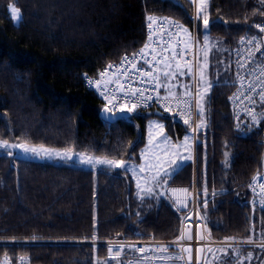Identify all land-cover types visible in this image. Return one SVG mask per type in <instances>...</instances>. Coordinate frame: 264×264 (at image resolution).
<instances>
[{
    "label": "trees",
    "instance_id": "obj_1",
    "mask_svg": "<svg viewBox=\"0 0 264 264\" xmlns=\"http://www.w3.org/2000/svg\"><path fill=\"white\" fill-rule=\"evenodd\" d=\"M13 2L22 12L16 22L8 8ZM151 15L170 16L189 30L195 22L192 0H0V139L139 161L148 116L165 119L174 139L187 131L192 136L183 120L154 109L113 111L114 118H105L103 98L83 82L82 74L96 75L107 62L140 47ZM208 17L209 36L221 40L229 69L209 87L208 117L195 133V164L186 160L162 191L141 198L134 180L114 170L0 153V239L25 241L0 244V258L21 254L31 264H126L129 246L117 260L104 244L76 241L176 237L185 213L167 187L191 188L194 171L197 207L210 238L264 240V210L250 202L243 185L259 165L264 104L253 124L248 115L235 118L229 102L236 49L241 37L260 35L264 0H210ZM164 71L162 93H183L191 82V74L175 67L170 72L177 81ZM209 249L208 264H264L261 245Z\"/></svg>",
    "mask_w": 264,
    "mask_h": 264
},
{
    "label": "built area",
    "instance_id": "obj_2",
    "mask_svg": "<svg viewBox=\"0 0 264 264\" xmlns=\"http://www.w3.org/2000/svg\"><path fill=\"white\" fill-rule=\"evenodd\" d=\"M157 20H164L165 18H168L173 21H178L180 24L183 25V23L177 19H174L170 16L166 15H151ZM148 20H146V38L144 43L138 47L136 50L124 53L122 54L117 60H112L107 62L96 75H88V74H82L83 82L89 90H92L96 92L99 96H101L105 102L104 97L100 94V91L94 86L89 84V80L95 81L100 79V73L104 71L105 68L108 67L109 64H112L116 67L111 69L109 71L108 77H105V79H108L113 76V74L120 75L121 76V83L124 84L125 88L127 89L129 85L134 88L141 89L145 92V97L148 95L152 96L151 100H147L146 104H141L140 107L137 109H154L159 110L163 113L172 114L175 117L181 119L184 121V119L187 118V114L184 116H180L177 114V107H176V101L172 100L169 104L168 101L163 100L164 97L168 96L169 94L162 93L160 87H157V83L160 84V68L162 65L165 64L164 57L166 56L167 63L170 64H178V65H188L191 64L193 67V70H195L196 66V59H197V52H196V46L188 47L186 48L184 46V40H183V32H181L178 29H169L167 24H156L154 25L152 29V34L154 36V41L150 43V46L148 49H146L147 55L145 56H137L134 60L132 59L133 54L140 53V50L144 48V45L146 43H149V28H148ZM264 28V24H261L259 26L260 29V35H254L252 37H255L256 39L253 40L252 44L248 43V39L244 38V40L240 41L239 46L236 49L237 53V62L243 61L247 58L248 50L251 49V51L254 53V55L251 57V59L247 60V63L245 65L244 69H240L237 64V72L235 74V78L233 80V84L235 86L234 92L230 95L232 97L234 94L240 95L241 98L243 94L250 95L254 100L255 104H249L248 101H243L241 103L240 100H232L229 99V102L231 104V107L234 110V117L235 118H241L243 115H247V112L245 111V108H250L256 111L258 105L260 102L259 97V91L261 89H257L255 92H249V84L255 85L258 83V78H260L261 70L264 69V43H260L261 41H264V31H261V29ZM171 31L173 34L171 36L167 35L166 33ZM178 33V34H177ZM260 44V50L257 51V44ZM166 49V51H165ZM186 50V54H185ZM158 55V59L161 61L160 63H157L156 60H153V55ZM127 56L129 58V62L125 63L124 65H121L122 58ZM146 61H152L151 64L147 63ZM136 64V68H132V64ZM139 70L147 71V72H153L156 71L157 75L159 76L158 81H153L152 83H149L148 80L149 77H141ZM124 71H127L130 75L125 77L123 76ZM243 75L245 77L243 81V87H241V83L237 79V74ZM114 86L110 87L109 91H113ZM186 90L191 91L192 93H195L198 88L196 86L195 81H193L190 85L186 87ZM185 90V91H186ZM157 95L160 97V102H157ZM177 97L183 98V94H175ZM229 97V98H230ZM135 99H133L130 103H127L128 107L132 106V103H135ZM126 103V100L123 96H121L119 102L116 104V107L113 108V111H119L120 107ZM193 109H195L194 101L192 102ZM108 107H112V105H107ZM197 125V114H194L192 116L191 120V129H192V135L195 139V133L193 132V129ZM253 177H256V180H253ZM264 183V134L262 139V149L259 157V165L258 168L253 172V174L243 183L245 190L248 192L251 198V203L259 208L264 210V193H261L260 184ZM177 190L176 192H173L172 190ZM182 189H187L186 186H169L167 187V194L172 200V202L176 205V207L183 211L185 214L183 216L181 225H180V231L179 234L170 239H160V238H154V237H148V238H138V239H130V238H110V239H92V240H84V241H76V242H87V243H93V244H104L107 247V255L109 254V247L110 246H130L135 245L136 248L143 247L147 251L143 254L136 251L135 249L130 247V250L126 253L125 263L126 264H206V252L209 248L215 247V246H225L230 244H264V242L261 241H253L248 243L247 241H231L227 239L217 240L212 239L208 236L204 220L198 210L197 207V191L195 189L193 192H189L191 196L189 197L187 193L183 191H179ZM180 199L183 200L186 204V206H178L176 204V200ZM188 228L190 229V234L192 235L191 240L185 239L184 241L180 242L184 247H190L192 249V260L191 262L188 261V254L184 253L183 260H178L175 258L176 254L180 253V247L174 243L177 241V238L181 235V231H185ZM198 234L203 236V239L198 238ZM25 241H19V240H3L0 239V244L3 243H21ZM160 245H166L168 248V253H159L156 251V249ZM200 245L202 251L199 253L200 260L197 261V246ZM123 252V251H122ZM121 252V254H122ZM120 254V255H121ZM115 255V252H113L112 256ZM170 255L172 256V259L169 260H163L160 259L161 256ZM143 257H147V260H143ZM21 257H24L25 259L21 261ZM7 260L8 264H31L29 262V259L25 255H16L15 257H1L0 258V264H2L3 261Z\"/></svg>",
    "mask_w": 264,
    "mask_h": 264
},
{
    "label": "snow or ice",
    "instance_id": "obj_3",
    "mask_svg": "<svg viewBox=\"0 0 264 264\" xmlns=\"http://www.w3.org/2000/svg\"><path fill=\"white\" fill-rule=\"evenodd\" d=\"M194 2H196V0H194ZM209 3H210V0H198L197 8H196V17L195 18L198 19L201 15L204 16L203 24H204L205 29H207L211 23L208 15H207V9L209 7ZM8 8H9L11 19L13 20V22H16V21H19L20 19H22L21 9L19 7H17L14 2L10 3L8 5ZM147 20L149 22L148 23L149 43H146L144 45V48H142L140 50V53L133 54V57H132L133 60L137 56L147 55L145 50L148 49L150 46V43L154 41L152 29H153L154 25H156V24H160V23L167 24L169 29H178L181 32L185 33L188 36L189 40L192 39V37L189 33V30L184 28V26L182 24H180L178 21H173V20H170L168 18H165L164 20L161 21V20H157L153 16H148ZM261 31H264V28H262ZM166 34L171 36L173 33L171 31H169ZM204 39H205V45H204L205 63L198 68L201 82L205 81L204 70L207 68V49H208V43H209L207 36H205ZM255 39H256L255 37L249 39L248 43L252 44L253 40H255ZM241 40H244V37H241ZM260 43H264V41H261ZM186 48H187V45H186ZM256 50L257 51L260 50V44L259 43L257 44ZM165 51H166V49H165ZM185 54H186V50H185ZM158 55H160V54L153 55V60H156L157 63H160L161 61L158 59ZM253 55H254V53L251 51V49H249L247 58L244 59L243 61L237 62L239 68L244 69L245 65L247 63V60L251 59V57ZM163 59H164L165 66L167 69L164 71V75H165V77H168L171 66L167 64L168 58L166 56ZM128 62H129V58L127 56H125L124 58H122L121 65H124L125 63H128ZM146 62L149 64L152 63V61H146ZM114 67H116V66L109 64L108 67L105 68L104 71L99 74L100 75L99 80H95V81L89 80V84L94 85L100 91V94L104 97V99L106 101V106L104 108V113L106 115L113 113V108L116 107V104L119 102L121 96H123L124 99L126 100V103L124 105H122L119 109V112L121 114L132 113L138 107H140L141 104H146L147 100L152 99L151 95H148L147 97H145L144 91H142L141 89H138V88L131 87V85H129V87L126 89L124 84L121 83V76L120 75L113 74L112 77L105 79V77H108L109 71L111 69H113ZM132 68H134V69L136 68L135 63L132 64ZM177 70H179V66H177ZM138 71L140 72L141 77H149L150 78L148 80L149 83H152L153 81L159 80V76L157 75L156 71L147 72V71H143V70H139V69H138ZM192 72H193V67L191 64H188L187 65V73L192 74ZM180 74L183 75L184 73L181 72ZM129 75L130 74L127 71H124L123 76L127 77ZM171 75L174 77L175 73L173 72V73H171ZM237 79L241 83V87H243V81H244L245 77L238 73ZM258 81L259 82L256 83L255 85L250 83L248 90H249V92H255L258 88L261 89L258 94L260 97L261 104H264V69L261 70L260 78H258ZM113 86H114V90L109 91L110 87H113ZM156 86L157 87H166L165 85H161L159 83H157ZM210 86L211 85H209V87ZM206 93H207V89H205V91L203 93H201L199 90H197L195 93H192L191 91L186 90L183 93V98H181V97L175 96L174 93L169 91V95L164 97L163 100L168 101L169 104L171 103L172 100L176 101L177 114L180 116H184L185 114H187V118L184 119V123L186 125H188L189 127H191L192 116L194 114H198L201 117V121L193 129V132H196V131H199V129L205 123V121L203 120V117L205 116L204 98H205ZM133 99H135L136 102L132 103L131 107H128L127 103H130ZM229 99L240 100L241 103H243V101H248L249 104H255V100L250 95H248L246 93L243 94L242 98L240 95L234 94ZM193 101L195 104V109H193V105H192ZM157 102H160L159 95H157ZM107 105H112V107L110 108ZM245 111L247 112V115L251 117L253 124H256L259 122V117L253 109L245 108ZM261 116H264V113H261ZM153 128L159 129V132L156 134V136H153L151 134ZM149 129H150L149 148H159V142L162 141L164 146H165L163 148V152L165 154L170 153V155L177 156L176 160L170 161V166L168 168H165L163 166L164 163H168V161L162 162L159 155H155V153H152L153 158H149V155H148L149 148H146V149L142 150V152H141V158L145 160V164L139 166V172H137L135 170V168L130 166L127 163V161H124V160L88 157L86 159L82 158V162L87 163V164H91V165H93V167H95L96 164H102V165L108 166L109 168H124L126 171L131 170L133 172V176L137 178V181H136L137 182V188L139 189V191L137 192L138 197H141V193L151 194L153 191V188L150 187L149 185L155 184L157 187H159L161 180H165V178L170 175L173 167L176 164L180 163L184 159H191L192 158V156L190 154L187 157L180 155L179 149L184 148L186 151L190 152V150H191L190 141L193 139V137L186 135L184 137L183 142H178L177 144L173 145L171 139L164 132V125L163 124H160L156 121H150L149 122ZM129 147H131V144L129 145ZM0 148L6 149V150H10V149L15 148V149H18L25 154L31 153V154H34L36 156L41 155V152L38 151L34 147L30 148L26 144H10L6 140L0 141ZM43 153L46 156H52L53 155V153L48 151L47 149H43ZM7 154L9 156L14 155V153L11 151H8ZM55 155L61 156V158H65L68 156L67 153L61 154L59 152H56ZM225 156H227V153H225ZM253 180L255 181L256 177H253ZM141 181L144 182L143 186L141 184ZM260 189H261V193H264V183L260 184ZM172 191L176 192L177 190L173 189ZM179 191H183V192L187 193V189H182ZM176 204L178 206H186L185 202L183 200H180V199L176 200ZM206 205H207V201H205V206ZM198 238L203 239L204 237L200 236L198 234ZM185 239L191 240L192 235L190 234V231L186 233L185 231L182 230L181 235L177 238V241L174 242L180 247V253L176 254L175 258L178 260H183V258H184L183 254L187 253L188 254V261L191 262V260H192V255H191L192 249L190 247H184L180 243V242L184 241ZM227 239H231V238H227ZM123 247H124L123 245L115 246V247L110 246L108 251H109L111 258L118 260L121 252L123 251ZM129 247L135 249L136 251L140 252L141 254H143L147 251L143 247L136 248L135 245H130ZM156 251L159 253H168V248L166 245H160L156 249ZM201 251H202V249H200V248L196 249L197 254H199ZM209 251H211V249H209ZM113 252H115L114 256H112ZM250 255L251 254H249V256ZM24 259H25L24 257H21V261H23ZM142 259L147 260L148 258L142 256ZM160 259L169 260V259H172V256L165 255V256H161ZM196 259H197V261H199L200 256L197 255ZM2 264H8L7 260L3 261ZM104 264H108V262L105 261ZM118 264H122V262H120L118 260ZM137 264H139V262H137Z\"/></svg>",
    "mask_w": 264,
    "mask_h": 264
},
{
    "label": "rangeland",
    "instance_id": "obj_4",
    "mask_svg": "<svg viewBox=\"0 0 264 264\" xmlns=\"http://www.w3.org/2000/svg\"><path fill=\"white\" fill-rule=\"evenodd\" d=\"M192 3H193V16L195 18L196 17V8H197L198 0H196V2H194V0H192ZM207 15H208V9H207ZM203 21H204V16L201 15L198 19L195 18V22H194V26H193V29L192 30H189L188 28L184 27V28H186V29L189 30V33H190L192 39L189 40L188 36L185 33H183V40H184V46L186 47V45H187V48L188 47H191V46H194V44L196 46L197 62H196V66H195V71H193L192 74H191V82L190 83H192L195 80V83L197 85V88H198V90L201 93H203L205 91V89H207V93H206L205 98H204L205 116L203 117V120L206 123V120H207V117H208V107H207V103H208L209 85H211V83L218 78L219 73L222 70L229 69V64H228L229 61L226 60V59H223L225 57L226 52H225V49L223 47V44H222L221 40L220 39H217V38H212V37L209 36L208 28L205 29L204 24H203ZM196 22H197V24H196ZM205 36L208 37V42H209L208 43V49H207V68L204 70V73H205V81L204 82H201L200 81V75H199L198 68L205 63V50H204V45H205V39L204 38H205ZM167 64L169 65L170 63H167ZM210 64H213L214 65V72H213V74H210L209 73V66H210ZM171 66H174L176 68V70H177V66H179L180 73L181 72L187 73V65H173L172 64ZM169 77H173L171 75V72L169 73ZM173 79L176 80L175 79V76L173 77ZM176 81H174L175 84H176ZM174 82H173V84H174ZM184 83H185V81H184ZM190 83H188V84H190ZM188 84H186V86ZM183 93H179V94H183ZM179 94H177V95H179ZM123 114L127 115L129 113H123ZM150 121H156V122L164 125V132L171 139L173 145L177 144L178 142H183L184 137L186 135H189L190 134V131H187L186 135L183 138H181V139H179V138L174 139L172 137V135L166 130V127H165V119H163V118H161L159 116L151 115V116H148L146 118V120H145V124H144V126H145V143L142 146V148L140 149V152H139L140 160L139 161L105 157V156L93 154V153L86 152V151H79V150L68 149V148H58V147H52V146H46V145H40V144H32V143H28V142H24V141H14V140H6V141H8L10 144H26L30 148L31 147H34L38 151L41 152V155L40 156H36L34 154H31V153L25 154V153L21 152L18 149H15V148L10 149V150H6V149H3V148H0V153L7 154L8 151H11V152L14 153L15 156H18V157H20L22 159H29V160H36V161H56V162H64V163H68V164H74V165H78V166H82V167L92 168V169H95V170L96 169H109V170H114V171H116V172H118L120 174H123L126 177H131L134 180L135 185H136V188H137V182H136L137 181V178L133 176V172L131 170L126 171L124 168H109L108 166L102 165V164H96L95 167H93V165H91V164L83 163L82 162V158L86 159L88 157H94V158H107V159H115V160H124V161H127V163L130 166H132L133 168H135V170L137 172H139V166L145 164V160L141 158V152H142V150H144L146 148H149V134H150L149 122ZM200 121H201V117L198 116L197 124ZM158 132H159V129L153 128L151 134L153 136H156V134ZM0 141H5V140L4 139H0ZM190 143H191V150H190V152L189 151H186L184 148H180L179 149V152H180V155L185 156V157H187L190 154L192 156L193 163H195L194 160H196V155H195V148H194L193 139L190 141ZM164 147L165 146H164L163 142L160 141L159 142V148H149L148 155H149V158H153L152 157V153H155V155H159L162 162L163 161H168V163H164V165H163L165 168H168L170 166V161L171 160H176L177 159V156L170 155V153L169 154H165L163 152V148ZM43 149H47L48 151L52 152L53 155L52 156H46V155H44ZM56 152H59L61 154L67 153L68 156L65 157V158H61V156H56L55 155ZM186 160H188V159H184L180 163L176 164L173 167L172 172L174 170H176L180 165H182V163H184ZM194 176L195 175L193 174V179H194ZM166 178H165V180H166ZM165 180H161L159 187H157L155 184L149 185L150 187L153 188V191L152 192H154L156 189L159 190V191H162L164 189V187H165ZM141 184L143 186L144 185V182L141 181ZM187 188H188V191L190 190L189 192H193L192 190H194L193 189L194 188V183L192 182L191 188H189V187H187ZM137 190L139 191L138 188H137ZM189 192L187 193V195L190 197L191 194ZM142 194H145V193H142ZM187 228H188V226H187ZM231 241H233V240H231ZM246 241L248 243L253 242V241H261V242H264V240H261V239H259V240L258 239L257 240H255V239H249V240H246ZM234 245H236V244H234ZM225 246H228V245H225ZM261 246L264 247V244H261ZM220 247H222V246H220ZM197 248H200L201 249L200 245H198ZM263 263H264V261H263ZM206 264H208L207 261H206Z\"/></svg>",
    "mask_w": 264,
    "mask_h": 264
},
{
    "label": "water",
    "instance_id": "obj_5",
    "mask_svg": "<svg viewBox=\"0 0 264 264\" xmlns=\"http://www.w3.org/2000/svg\"><path fill=\"white\" fill-rule=\"evenodd\" d=\"M155 114H156V115H161L162 113H161L160 111H155ZM102 115H103V117L108 118V119L114 118V115H113L112 113L106 115V114L104 113V109L102 110ZM194 161H195V160H194ZM194 175H195V172H194Z\"/></svg>",
    "mask_w": 264,
    "mask_h": 264
},
{
    "label": "crops",
    "instance_id": "obj_6",
    "mask_svg": "<svg viewBox=\"0 0 264 264\" xmlns=\"http://www.w3.org/2000/svg\"><path fill=\"white\" fill-rule=\"evenodd\" d=\"M169 65L171 66L172 64H169ZM171 67H174V66H171ZM162 68H163V71H164V70H167L165 65H163ZM162 68H161V70H162ZM189 231H190V229L187 228V229H186V233L189 232Z\"/></svg>",
    "mask_w": 264,
    "mask_h": 264
},
{
    "label": "bare ground",
    "instance_id": "obj_7",
    "mask_svg": "<svg viewBox=\"0 0 264 264\" xmlns=\"http://www.w3.org/2000/svg\"><path fill=\"white\" fill-rule=\"evenodd\" d=\"M146 32V31H145Z\"/></svg>",
    "mask_w": 264,
    "mask_h": 264
}]
</instances>
